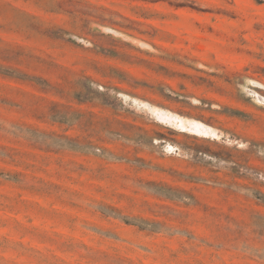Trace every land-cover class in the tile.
<instances>
[{"label":"rangeland","instance_id":"1","mask_svg":"<svg viewBox=\"0 0 264 264\" xmlns=\"http://www.w3.org/2000/svg\"><path fill=\"white\" fill-rule=\"evenodd\" d=\"M0 264H264V0H0Z\"/></svg>","mask_w":264,"mask_h":264},{"label":"bare ground","instance_id":"2","mask_svg":"<svg viewBox=\"0 0 264 264\" xmlns=\"http://www.w3.org/2000/svg\"><path fill=\"white\" fill-rule=\"evenodd\" d=\"M259 98L262 97L259 96ZM142 103L143 107L155 114L160 121L166 122L179 129L205 136H220L223 133L220 129H217L202 120L183 116L177 112L156 106L147 101Z\"/></svg>","mask_w":264,"mask_h":264}]
</instances>
